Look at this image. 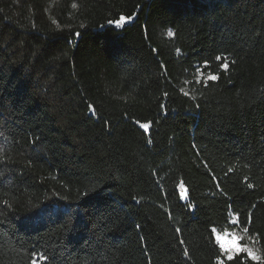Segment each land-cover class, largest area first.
Here are the masks:
<instances>
[{
  "label": "trees",
  "instance_id": "trees-1",
  "mask_svg": "<svg viewBox=\"0 0 264 264\" xmlns=\"http://www.w3.org/2000/svg\"><path fill=\"white\" fill-rule=\"evenodd\" d=\"M38 257L264 264V0H0V264Z\"/></svg>",
  "mask_w": 264,
  "mask_h": 264
},
{
  "label": "snow or ice",
  "instance_id": "snow-or-ice-1",
  "mask_svg": "<svg viewBox=\"0 0 264 264\" xmlns=\"http://www.w3.org/2000/svg\"><path fill=\"white\" fill-rule=\"evenodd\" d=\"M126 21V17L121 15L119 17L118 20L115 21V24L117 27H119L121 24H123ZM169 35H172L171 33H169ZM217 59L219 60L220 57H217ZM226 67V65H225ZM209 80L215 81L217 79V77L215 75H211L208 77ZM91 107V106H90ZM139 128L143 129L145 132H147L150 128V125L148 123H140L139 124ZM248 187H252L251 184L248 185ZM248 229L245 228V232H247ZM213 232H215V229H213ZM226 236H230V240H228L227 242L224 241L223 238H221L220 236H217L216 239L220 244V248L226 252L229 253L228 255V260L231 261L233 260V255H231V253H246V255L251 259V260H258L259 257L256 255V253H254L252 250L248 249L246 246H241L240 244V237L231 234V233H226ZM47 257H38L37 260L33 261V264H37L38 260H46Z\"/></svg>",
  "mask_w": 264,
  "mask_h": 264
},
{
  "label": "rangeland",
  "instance_id": "rangeland-1",
  "mask_svg": "<svg viewBox=\"0 0 264 264\" xmlns=\"http://www.w3.org/2000/svg\"><path fill=\"white\" fill-rule=\"evenodd\" d=\"M129 22H130V20H129ZM182 194L183 195H185V191L182 189ZM226 233H231V234H234V235H236V236H238V237H242L240 234H238V233H236V232H233V231H227V232H218V231H215V238L217 237V236H220L221 238H223L224 239V241L225 242H227L228 240H230V236H226L225 234ZM216 241H217V239H216ZM240 244H241V246H246L248 249H250V250H252L254 253H256V255L259 257V254H258V252H257V250H256V247L253 245V243L252 242H249L248 240H246V242H245V244H242L241 243V239H240ZM217 243H218V245H219V247H220V244H219V242L217 241ZM221 249V248H220ZM221 251H222V253L225 255V257L227 258L228 257V255H229V253H226V252H224L222 249H221ZM236 254H239V253H231V255H236ZM244 254H246V253H244Z\"/></svg>",
  "mask_w": 264,
  "mask_h": 264
}]
</instances>
